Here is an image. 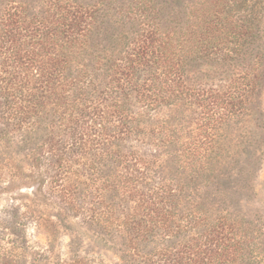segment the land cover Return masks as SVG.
I'll list each match as a JSON object with an SVG mask.
<instances>
[{
	"label": "trees",
	"instance_id": "1",
	"mask_svg": "<svg viewBox=\"0 0 264 264\" xmlns=\"http://www.w3.org/2000/svg\"><path fill=\"white\" fill-rule=\"evenodd\" d=\"M41 2L0 0V176L115 264H261L264 0Z\"/></svg>",
	"mask_w": 264,
	"mask_h": 264
},
{
	"label": "rangeland",
	"instance_id": "2",
	"mask_svg": "<svg viewBox=\"0 0 264 264\" xmlns=\"http://www.w3.org/2000/svg\"><path fill=\"white\" fill-rule=\"evenodd\" d=\"M19 1V0H16ZM33 11H41V0H26ZM264 121V89L259 100ZM237 144L253 145L244 139L242 129L231 130ZM261 136L256 135L259 139ZM249 145V146H248ZM8 171L0 176V264H115V248L99 240L94 229L60 215L58 209L35 200L33 187L16 186ZM254 194L242 200V213L257 225L260 238L254 240L264 248V163L254 172ZM53 222L52 225H49ZM256 232V231H255ZM257 233V232H256ZM257 238V237H256ZM264 264V250L262 263Z\"/></svg>",
	"mask_w": 264,
	"mask_h": 264
}]
</instances>
